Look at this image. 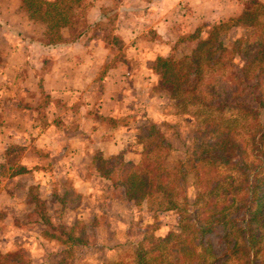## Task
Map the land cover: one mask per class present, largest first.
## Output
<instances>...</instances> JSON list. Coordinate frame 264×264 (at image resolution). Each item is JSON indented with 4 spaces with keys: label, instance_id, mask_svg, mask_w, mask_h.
<instances>
[{
    "label": "trees",
    "instance_id": "16d2710c",
    "mask_svg": "<svg viewBox=\"0 0 264 264\" xmlns=\"http://www.w3.org/2000/svg\"><path fill=\"white\" fill-rule=\"evenodd\" d=\"M248 1L239 16L212 25L202 37H196L188 54L156 58L151 68L171 86L169 99L174 107L182 111L194 108L195 112L182 116L194 120L202 140L196 137L198 133H190L191 142L183 158L168 167L171 148L160 127L150 123L136 136L140 148L136 164L122 159L123 152L107 158L97 153L91 158L92 169L110 188H120L125 201L134 206L145 203L151 211L149 206L154 200V213L179 214L175 228L167 236H149L147 248L136 247L134 264H214L217 258L208 254L212 247L209 236L213 235H220L224 242L221 259L232 257L239 264H254L264 258V0ZM83 3L21 0L19 9L29 20L43 26V39L54 46L75 41L89 26H98L106 18L105 9L112 7L110 0H103L98 15L89 21L87 8L91 2H85V7ZM233 29L238 34L227 39ZM208 75H212V82ZM225 113L232 116L226 117ZM235 117L244 121L246 132L239 133L234 127ZM243 144H247L252 158L249 164L242 159L246 151ZM221 165L235 167L241 180L222 192L231 191V197L237 199L231 198L228 206L217 209L210 201L219 195L218 184L212 175H205ZM192 177L194 182L203 180L205 196L212 195L210 201H203L204 195L197 193L190 204L202 213L200 219L183 216L187 210L182 206L188 205L184 198L181 206L176 202L177 191H183ZM28 203L41 227L52 224L54 215L45 200L37 194L28 195ZM54 230L49 236L43 230L40 233L46 246L55 248L44 253L42 262L53 256L58 258L56 264L72 262L79 246L76 238L71 231L64 232L59 227ZM32 261L30 251L23 249L0 252V264Z\"/></svg>",
    "mask_w": 264,
    "mask_h": 264
},
{
    "label": "crops",
    "instance_id": "0c3cea01",
    "mask_svg": "<svg viewBox=\"0 0 264 264\" xmlns=\"http://www.w3.org/2000/svg\"><path fill=\"white\" fill-rule=\"evenodd\" d=\"M243 1L121 0L112 35L137 38L129 51L143 59L144 64L167 57L175 41L192 33L199 25L216 24L239 14ZM20 2L0 0V43L6 45L3 53L8 58L2 56L0 69H13L17 74L6 78L0 71V223L8 225L5 232H0V237H4L0 240V249H23L30 251L32 257L31 241L42 239L35 232L41 225L31 218L33 207L28 203L29 190L36 188L37 196L46 201L50 212L69 215L82 209L60 206L62 196L55 197L51 192L53 173L50 168L57 167L60 158L72 156L70 144L80 146L83 159L89 157L83 151L84 144H124L125 140L120 138L116 142L103 141L98 117L116 116L121 100L128 96L131 103L135 86L146 84L149 79L144 80V77L150 74L143 66L142 76L139 66L132 61L108 64L91 59L92 44L93 48L106 45V34L102 30H96L93 38L82 34L75 41L47 45L43 26L21 13ZM89 2L87 18L92 21L103 0ZM150 37L155 41L147 45L139 40ZM84 40L87 43L83 45ZM53 50L60 54L53 56L56 55ZM10 85L19 87L17 96L6 88ZM37 87L48 96L44 111H49L46 115L51 120L43 123L38 119L40 95L30 93ZM14 101H19V108ZM115 133L124 134L122 130ZM93 138L98 140L91 143ZM13 147L21 152L15 159L9 153ZM42 151H49V156L42 157ZM64 176L65 181L70 178L68 174ZM31 233L37 237L30 236Z\"/></svg>",
    "mask_w": 264,
    "mask_h": 264
},
{
    "label": "rangeland",
    "instance_id": "374dc122",
    "mask_svg": "<svg viewBox=\"0 0 264 264\" xmlns=\"http://www.w3.org/2000/svg\"><path fill=\"white\" fill-rule=\"evenodd\" d=\"M87 1L89 0H83V7H85V2ZM110 1L112 2V7H107V9H105L106 18L101 21L102 23H99L98 26H89L90 28H87L84 32V36L87 38L95 37L96 30H102L106 34L104 41L106 45L103 46L102 44L99 48H93L92 44L89 56L93 60H98L100 62L104 60L108 62V64L115 62L129 63L132 61L135 66H139L138 69L141 71L142 76H144L145 72L143 69L144 66L149 71L147 74H150L149 76L147 75V77H144V80L149 79V81L146 82V84L140 83L135 86L132 93L134 100H132L131 103L127 100L128 96H125V100H121V109L119 108L116 116H113V118L98 117L99 126L103 129V135H101L103 141L116 142L119 141L118 138H120L125 140L124 144H84L85 149L83 151L86 155H89L87 159L80 157V146L77 147L76 144H70L69 149L71 150L70 153H72V156L67 155L65 159L60 158L57 167L50 168V171L53 173V183L50 184L52 188L51 192L55 193V197L62 196L60 206H63L64 208L69 207L70 209H76V207L80 206L83 209L82 211L80 208L76 212H73V214L69 215L64 212H52L54 216L50 219L52 224L49 225L51 226L49 227L47 223H44L41 229L37 228L35 231L36 235H39L43 230L44 234L48 236L54 234L56 231L54 229L57 227L64 232L71 231L73 238H76L79 246L76 249L77 251H74L76 259L74 258L72 262L70 260L66 264H134L136 260V247L142 245V248H147L150 244L148 242L149 236H167L169 231L173 227L175 228L179 218V214L175 211L154 213L153 209L156 206V201L154 200L149 206L151 211L147 209V204L145 203H142L139 206H134L132 203L125 201L120 188H110L109 183L101 179L92 169L90 163L91 158L95 154L98 153L102 158H107L117 156L123 152L125 154L122 159L136 164L139 161V157L136 154L140 150L139 146L136 144V136L142 127L152 123L160 127L165 142L171 148L167 160L168 167H171L175 164L176 160L183 158L185 151L189 148V143L191 142L190 133H198L196 126L194 127V120L191 121L192 119L182 116V113H187L188 115L192 114L195 112L194 108L189 107L185 111H182L181 108L173 106L174 103L172 99H169L171 86L168 83L162 82L160 77L151 70L155 59L145 61L143 64V59H140V57L137 56L135 57L133 53L129 51L131 44H135L137 38L127 36L120 38L112 35L117 9L121 0ZM248 2V0L243 1L240 13L246 7ZM21 13L26 16L22 11ZM240 13L220 22H226L229 19L235 18L239 16ZM212 25L205 23L201 24L196 27L192 33L179 37L172 45L169 55L162 59L171 56L177 58L188 54L189 49L192 47L191 44L193 43V40L196 37H202ZM237 34V30H230L227 34V39H230ZM64 40L69 39L65 38ZM139 40L142 42L144 41L143 43L147 45L155 41V38H139ZM85 43L87 42L84 40L83 45ZM5 47L6 45L4 46L0 43V61L2 60V56L5 55L3 53ZM53 53L56 54L53 55L56 57L58 56L57 54H60V51L53 50ZM70 55L72 54L70 53ZM51 56L52 55H47L48 58H51ZM7 59L6 56V60ZM0 71L6 78L9 76L12 78V75L16 74V70L13 69L5 70V68H2ZM209 80H211V82L213 81L212 75H210ZM6 88L12 94H15V96L19 94L17 92L19 87L15 85H10ZM29 92L30 91H27V93ZM30 93L40 95V102L38 103L40 114L38 119L40 123H43L46 120H51L49 115H46L49 111H44V107L48 104V96L43 91L39 90L38 87ZM18 102L14 101L16 108L20 107V103ZM225 115L226 117L232 116L231 113H225ZM233 120L234 122L232 124L239 133L246 132L242 126V124H244L243 120L236 117ZM118 130H122L124 134L122 136L119 135L120 132L114 134V132H118ZM196 137H199L198 139L202 140L199 133L196 134ZM90 140L91 143H94V141L98 139L93 138ZM243 145H245L244 147L246 151L244 152L245 155L242 156V159L243 162L249 164L251 163L252 158L248 153L247 144ZM9 153L14 159L21 154L16 147L11 148ZM42 155V157L49 156V151L45 153L43 152ZM43 169L46 170L45 168ZM64 174H68L70 177L67 181L63 179L65 177ZM210 175H212L214 181L217 182L219 188V192L216 193L219 195L214 196L215 198H212V201L209 200L212 196L211 194V196H205L206 193L203 186V180H196L194 182V177L188 180L187 187L183 191H177L176 202L181 206V204H183L182 199L184 198L188 204L187 206H182V208L187 210L186 213L183 214L184 217L185 215H192V218L198 217V219H200L203 216L201 212L195 211V208L197 207L193 208L190 205L197 193H202L204 195L203 201L207 200L211 203H215L217 209L228 206L231 198H234V200L237 199L236 196L234 197L232 195L231 197V191L225 192V194L222 193L225 189H228L229 186H234L241 180L235 167L232 165H221L217 167L215 171H211L205 176L208 177ZM34 194H36V188L32 187V189L29 190L28 195ZM240 196L241 195L239 194L238 197ZM60 206L59 208L62 210L63 207L61 208ZM231 211L232 209L228 210L227 213L230 214ZM31 215V218L35 220V215ZM28 219L27 216V220ZM46 221L50 222L49 220ZM0 225V232H5L8 225L3 221H1ZM34 233H31L30 236L37 237ZM185 237H188L189 240L191 238L190 235ZM3 238L4 237H0V240ZM41 239L42 240L35 238L33 239V242L31 241V250H33L32 264H56L58 260L56 256H53L50 260L42 262L44 253L47 250H51L53 247H51L50 244L46 246L42 235ZM209 239L212 247L208 254L209 256L217 258L214 264H239L232 257L226 258L225 260L223 258L221 259V255L225 251V246L220 235L209 236ZM184 244H187V242H184L183 245ZM3 249H0V252H8ZM198 251L199 250H197V252ZM254 264H264V258H261L259 263Z\"/></svg>",
    "mask_w": 264,
    "mask_h": 264
}]
</instances>
